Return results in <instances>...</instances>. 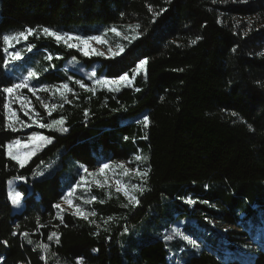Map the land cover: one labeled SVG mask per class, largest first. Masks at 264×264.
Returning a JSON list of instances; mask_svg holds the SVG:
<instances>
[{"label":"trees","instance_id":"obj_1","mask_svg":"<svg viewBox=\"0 0 264 264\" xmlns=\"http://www.w3.org/2000/svg\"><path fill=\"white\" fill-rule=\"evenodd\" d=\"M126 24L140 27L116 56H86L54 37L28 36L35 52L60 56L52 57L60 71H45L41 60L35 63L38 83L73 84L61 71L66 58H76L105 77L131 74L141 60L147 64L133 86L117 92L78 88L79 98L51 115L64 118L67 132L8 126V94L2 89L17 77L8 70L3 36L39 27L91 36L106 26ZM51 117L43 121L47 124ZM32 130L52 142L21 168L8 157L7 144ZM139 153L148 175L136 205L126 204L115 192L96 203L100 214L112 217L102 229L71 212L62 213L60 222L54 205L73 187L82 164L93 169ZM12 177L25 179L19 184L25 204L21 212L12 209ZM260 215L264 0H0V241H8L7 246L0 243L4 264H76L77 257L83 264H264V245L256 253H240L230 242H242L232 234L257 236ZM189 217L197 219V226L184 224V232L204 242V249L157 234ZM208 219L239 223L243 229L224 234ZM144 224L150 225L138 232ZM126 227L129 233L122 231ZM52 232L59 244L55 237L48 240ZM38 244H48V251Z\"/></svg>","mask_w":264,"mask_h":264},{"label":"rangeland","instance_id":"obj_2","mask_svg":"<svg viewBox=\"0 0 264 264\" xmlns=\"http://www.w3.org/2000/svg\"><path fill=\"white\" fill-rule=\"evenodd\" d=\"M131 26V27H130ZM135 24H126L121 26H106L103 29H101L99 34L91 35V36H83L82 34L73 33V32H63V31H56L48 27H39L37 29H33V34L36 36H49L45 34L42 29L48 28L51 31H55L60 34H64L65 36H71L73 39L65 41L64 39L57 41L60 43L65 44L68 48H70L69 44H76L77 47H71L73 49L78 50L82 54H84V51L82 49H85V45H83L80 41L76 40L75 37H80L82 39H88L91 37H101L104 43L98 42L96 40H88V45L85 50L89 52V55L87 56H96V55H105V56H116L123 53L125 45L127 42L131 41L136 36V28L134 27ZM115 28L120 33V35H117L116 33L112 32L111 29ZM25 30H18V31H12L8 33V36H15L16 34L26 31ZM32 34V35H33ZM31 36V35H29ZM12 46L9 47L8 45H5V48L8 50L6 52V59H7V67H13L14 73L17 75V81L16 84L27 82L29 84V88H35L36 95H33L29 89H20L18 93L14 94L13 96H8V103L10 104V109L12 111H15L17 113V116L19 117L18 120L12 119L9 120V109L6 110L7 113V119L8 123L12 124L13 130H21L25 131L28 129H31L33 127L41 128L39 125L40 123H45L43 120L45 117L50 116L56 112L58 109L64 107L66 103L73 102L74 99L79 98V90L80 89H92V92H95L100 89H105L111 92H117L121 88L125 86H133L134 80L130 85H126L125 83L121 82L120 84H111V85H104V84H97V80H114L118 79V77H105V76H99L96 74V70L94 67H85L78 59L76 58H66L63 59V67L61 68V71L67 73L69 75V79L73 84H70L69 82L59 83V84H49V83H38L36 82L35 76H30V73H35L36 70V64L39 60H41L42 67L45 71H49L51 69L58 70L57 67H54L53 64V58L59 59V55H54L52 53L48 52H35L34 47H32V44L28 42V39L19 38L17 40H13L11 42ZM30 44V45H28ZM122 47L123 51H119V48ZM31 49L29 52L28 50ZM13 53H19L20 58L14 59ZM28 53L37 55H31L29 57H26ZM100 53V54H97ZM49 57H51L49 59ZM28 58H30L28 60ZM30 60H33V63L30 62ZM48 62L46 65L45 63ZM44 63V64H43ZM25 67L23 68L22 67ZM139 65V62L137 63L136 67ZM18 69V71H17ZM133 69V70H134ZM132 70V73H133ZM60 71V70H58ZM145 72V66L144 69L139 72L138 75H144ZM132 73L129 74V78L131 79ZM123 75V74H122ZM135 76V77H136ZM79 82V83H78ZM81 83L85 85V87H81ZM67 84L69 88L71 89L70 92H64V96L67 98V102L61 97L60 92H57L56 89H62V85ZM42 87H48L49 91L44 92L40 91ZM17 96H23L26 97V101L21 102L16 97ZM39 97V99H37ZM43 102V103H42ZM47 104L49 105V108H51L52 105H56L57 107L55 109H51V114L49 115V109H46L43 105ZM62 105V107L60 106ZM25 111L28 112V115H25ZM60 118H52L49 119V122L47 124H51L52 121ZM35 121V122H34ZM60 126L54 127V129L58 130ZM65 127V124L63 125ZM59 131V130H58ZM34 134H41L46 136L45 134L41 133L39 130H32L30 133L24 136V138H18L15 139L9 143H12L14 141L19 140L21 143L19 145H14L13 151L19 154L26 153L32 149H36V153L41 150L46 144H43L40 141H36L34 143L29 142V138L32 137ZM8 143V144H9ZM7 144V145H8ZM141 157L140 160H137L136 157ZM137 156H135L133 159L126 161V160H118V161H103L99 166L91 169L88 168L86 165H81L80 170L78 173V179L73 184V187L68 189L66 194L72 190L75 189L72 200L74 204L79 205L85 212H95V216H89L88 220H90L92 223H94L97 228L102 229L103 226L106 225L108 220L112 217L104 216L100 214L99 209L96 206V203H101L104 201L105 198H108L110 196H113L114 193H121L124 198L126 199V204L130 205H136V203H130L127 196L124 195L123 192H118L116 189L118 187L117 182L119 181L121 185H128L130 194L138 196V193L141 191H132L131 185H139L140 189L143 188L142 181L145 177L141 178L137 175V170L143 172L147 171V166L145 164L146 159L143 157L141 153H139ZM103 164H109L110 168L106 169L104 173H99L98 170ZM119 164H124V169H121L117 167ZM87 168L88 172H85L84 169ZM125 169L128 170V174L125 175L124 171ZM92 173H97L96 175H92ZM25 182L24 178L21 177H12L8 181V188H9V196L10 199L12 195H14L16 192H20L19 184ZM79 185V187H77ZM21 193V192H20ZM66 196V195H65ZM64 196V197H65ZM92 197H95V200H92ZM85 201H90V203H85ZM12 202V199H11ZM58 204H61L63 209H66L63 212H60V215L64 212H75V208H68V205L65 203L64 199H62ZM191 204V203H190ZM24 200L23 195L21 193V198L19 204H13L12 203V209L14 212H21L24 208ZM166 209V208H165ZM57 209V213H58ZM166 214L163 216L168 220L170 216V212L168 209L164 211ZM261 213V212H260ZM261 216V217H260ZM256 222L259 223L260 227L258 228V234L255 237H251V235L247 232V234L244 235H238L232 234V236L242 240V242H238L236 240H230L232 245H234L235 248L238 249L240 253H256L260 248L261 245H264V215H260ZM196 218L189 217L187 219H181L180 221L176 222L172 226L165 225L162 228H160L157 232L158 235H162V238L165 237H171V239H166V241L174 240V239H184L187 243L193 244L192 241L195 243L193 244L196 248L197 246H201L203 249L205 248L206 244L203 242V244L194 239L191 238L184 232L183 226L186 224L190 227H196ZM206 220V219H205ZM208 223L214 226V229L221 233H226L227 231L234 230V231H241L243 229L242 226H240L239 223H225L219 222L216 220L208 219ZM150 224H144L142 227L139 228L138 232L144 231L147 229V227ZM212 227V226H211ZM213 228V227H212ZM256 228V226H255ZM124 233H129V229L126 227L122 230ZM216 234V232H214ZM245 233V232H244ZM184 237V238H183ZM190 237V238H189ZM223 244L226 243V239L222 237ZM229 243V242H227ZM229 250H231L228 247ZM174 252V251H173ZM225 253H229L228 250L225 251ZM173 256V255H172ZM176 261V258H174V262Z\"/></svg>","mask_w":264,"mask_h":264},{"label":"snow or ice","instance_id":"obj_3","mask_svg":"<svg viewBox=\"0 0 264 264\" xmlns=\"http://www.w3.org/2000/svg\"><path fill=\"white\" fill-rule=\"evenodd\" d=\"M149 11H152V7L149 5ZM154 15H159V13H154ZM131 27V26H130ZM136 29H138L140 27V25H135L134 26ZM42 31L51 36V37H54L57 41H60L62 39H64L65 41L67 40H71L73 39V37L71 36H65L64 34H60V33H57L55 31H51L50 29L48 28H43ZM112 32L116 33L117 35H120V33L117 31V29L115 28H112L111 29ZM34 32L33 29H27L26 31H22L18 34H16L15 36H8V35H5L3 36V42L5 45H8L9 47L12 46L11 42L13 40H17L19 38H24V39H27V37L29 35H32ZM76 40L80 41L83 45H85V49L88 45V40L91 39V40H96L98 42H101V43H104L105 41H103L101 39V37H91V38H88V39H82L80 37H75ZM197 39H200L199 37H197ZM192 43H196V40H193ZM70 48L71 47H77L76 44H69L68 45ZM85 49H82L84 51V55H89V52ZM8 49L5 48V51H7ZM31 49H29L30 51ZM119 51H123V48L120 47L119 48ZM97 54H100V53H97ZM13 58L14 59H19L20 58V55L19 53H13ZM51 57H49L50 59ZM147 64V61L146 60H141L139 62V65L137 66L136 69L133 70V73H132V76H131V79L129 78V74L128 73H124L123 75L119 76L118 79H114V80H107V79H103V80H97V84H104V85H111V84H120L121 82L125 83L126 85H130L132 83V81L135 79V76L137 74H139V72H141L143 69H144V66ZM30 76H35V73H30L29 74ZM79 83V82H78ZM82 88L85 87V85L83 83H81L80 85ZM63 91H61V89H56L57 92H60V95L61 97L65 100V102H67V98L64 96V92H70L71 89L69 88V86L67 84H64L61 86ZM29 89V91H31L33 93V95H36V89L35 88H29V84L27 82H22V83H14L12 84L10 87H4L2 89V91L6 94H8V96H13L14 94L18 93V91L20 89ZM137 91H139V89H136ZM40 91H44V92H47L49 91V88L48 87H42L40 89ZM89 91H93L92 89H89ZM18 100H20L21 102H24L26 101V97H23V96H17L16 97ZM37 99H39V97H37ZM43 103V102H42ZM46 109H49V115L51 114V109H55L57 106L56 105H52L51 108H49V105L47 104H44L43 105ZM62 107V105H60ZM4 107L6 109H9V120H12V119H16L18 120L19 117L17 116V113L15 111H12L10 109V104L9 103H5ZM25 115H28V112L25 111ZM85 115H87V112L85 113ZM233 116H238L237 113L233 112L232 113ZM35 122V121H34ZM65 123V120L63 117H61L60 119L56 120L54 119L52 121L51 124H46V123H40V127L41 128H54L56 126H60L58 128L59 131L61 132H67L68 129L66 127H63ZM144 125L147 126L148 123H149V120H148V117L145 116L144 117V121H143ZM9 127H12V124L9 123L8 125ZM249 127V130L250 131H254V129L252 128L251 125H248ZM36 141H40L42 142L43 144H49L52 142V138L51 137H47V136H44V135H41V134H34L32 137L29 138V142H36ZM21 142L19 140L17 141H14L12 143H9L7 145V155L8 157L11 159V160H14L21 168L25 167V165L27 164V162L34 156L36 155V149H32L26 153H23V154H19V153H16L13 151V148H14V145H19ZM137 160H140L141 157L137 156L136 157ZM117 167L121 168V169H124V164H119L117 165ZM110 168V165L109 164H103L98 172L99 173H104L106 169H109ZM85 172H88V169L85 168L84 169ZM97 173H92V175H96ZM124 174L127 175L128 174V170L125 169L124 171ZM137 175L140 176L141 178L143 177H147L148 173L147 171H139L137 170ZM118 184V187H117V191L118 192H123L125 196L128 197L129 199V202L130 203H138V199L135 195H132L130 194V191H129V186L128 185H121L120 182L118 181L117 182ZM77 187H79V185H77ZM131 190L132 191H142V189H140L139 185H131ZM75 189H72L70 190L65 197H63L65 203L68 205V208L71 209V208H75V212L73 213L74 215H77V216H80V217H83L84 219H88L89 216H95L96 213L95 212H85V210H83L79 205H76L74 204L73 200H72V196H73V193H74ZM20 198H21V193L20 192H16L14 195H12L11 199H12V203L13 204H19L20 202ZM96 198L95 197H92V200H95ZM191 203V201H189ZM85 203H90V201H85ZM127 206V205H125ZM54 207L56 209H58V213L57 215L59 216L60 218V222L63 223V217L60 216V212H63L65 211L66 209H63L61 204H56L54 205ZM42 226V225H41ZM17 227H19V225H17ZM13 235H16L15 232H13ZM23 235L25 236V238H27L28 236V233H23ZM55 237V240H56V243L59 244L60 243V240H59V236L56 232H52L51 235L48 236V240H52L53 238ZM165 239H171V237H165ZM0 243H2L4 246H7L8 245V241L7 240H4V241H0ZM28 243L31 244L32 241L29 239L28 240ZM192 243L194 244L195 242L192 241ZM38 248H42L45 252L48 251L49 249V245L48 244H38L37 245ZM94 251H96L94 249ZM42 259H44V257H41ZM0 264H4L3 262V257H0ZM76 264H83V258L82 257H77V260H76Z\"/></svg>","mask_w":264,"mask_h":264},{"label":"crops","instance_id":"obj_4","mask_svg":"<svg viewBox=\"0 0 264 264\" xmlns=\"http://www.w3.org/2000/svg\"><path fill=\"white\" fill-rule=\"evenodd\" d=\"M8 70L11 71V72H14L13 67H10ZM17 71H18V69H17ZM35 74H36L37 77L40 75V73H39V75H38L37 72H36ZM16 76H17V75H16ZM37 77H36V78H37Z\"/></svg>","mask_w":264,"mask_h":264}]
</instances>
